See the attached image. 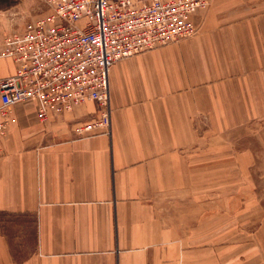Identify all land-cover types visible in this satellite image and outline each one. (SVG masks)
Wrapping results in <instances>:
<instances>
[{
  "label": "crops",
  "instance_id": "0c3cea01",
  "mask_svg": "<svg viewBox=\"0 0 264 264\" xmlns=\"http://www.w3.org/2000/svg\"><path fill=\"white\" fill-rule=\"evenodd\" d=\"M194 22L197 36L113 65L109 134H75L93 103L46 122L13 109L0 212L33 216L35 242L18 260L0 238V264H264V231L235 240L224 181L247 167L235 143L264 147V0H214Z\"/></svg>",
  "mask_w": 264,
  "mask_h": 264
},
{
  "label": "built area",
  "instance_id": "2783aa9c",
  "mask_svg": "<svg viewBox=\"0 0 264 264\" xmlns=\"http://www.w3.org/2000/svg\"><path fill=\"white\" fill-rule=\"evenodd\" d=\"M46 13L0 45V138L31 103L37 118L73 113L93 103L94 120L75 122L78 137L110 133V71L116 63L197 33L196 13L212 0H42ZM7 70V69H6ZM101 131V132H100ZM99 132V133H98Z\"/></svg>",
  "mask_w": 264,
  "mask_h": 264
},
{
  "label": "rangeland",
  "instance_id": "374dc122",
  "mask_svg": "<svg viewBox=\"0 0 264 264\" xmlns=\"http://www.w3.org/2000/svg\"><path fill=\"white\" fill-rule=\"evenodd\" d=\"M213 2L214 0H212ZM45 13L46 8L42 0H0V45L7 37L23 32L27 23ZM199 32L200 30H197L195 36ZM0 71L2 74H7L6 67L1 63ZM226 144L228 146V143H223V145ZM205 145L213 148L216 143L214 141L204 142L202 147L205 148ZM221 145L219 144V146ZM235 146V163L243 162L247 166L235 167L234 174L228 175L227 179L224 177L225 182H230L234 186L233 191L228 190V197L235 200V240L250 239L251 241L245 244L255 245L254 239L260 234L259 230L264 231V147L256 141L235 143ZM243 150L252 151L249 154L250 157L245 159V161H249L248 164L244 163V159L240 157L239 152ZM224 159L219 158V160ZM222 177L220 176V183L223 181ZM219 195L220 198L227 196L226 188L221 184ZM219 208L223 209L222 206ZM34 223V217L31 215L18 216L0 212V238L8 241L15 250L16 254L14 253V255L18 260L29 255L34 247Z\"/></svg>",
  "mask_w": 264,
  "mask_h": 264
}]
</instances>
